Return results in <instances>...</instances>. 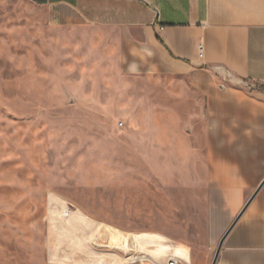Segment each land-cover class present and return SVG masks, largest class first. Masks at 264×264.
I'll return each instance as SVG.
<instances>
[{"label": "rangeland", "instance_id": "374dc122", "mask_svg": "<svg viewBox=\"0 0 264 264\" xmlns=\"http://www.w3.org/2000/svg\"><path fill=\"white\" fill-rule=\"evenodd\" d=\"M69 12L0 0V264L211 260L221 235L208 232L203 178L190 177L188 130L156 110L172 102L158 94L171 78L142 65L138 27L130 50L119 29ZM109 225L129 252L102 237ZM139 253L150 261L128 259Z\"/></svg>", "mask_w": 264, "mask_h": 264}, {"label": "crops", "instance_id": "0c3cea01", "mask_svg": "<svg viewBox=\"0 0 264 264\" xmlns=\"http://www.w3.org/2000/svg\"><path fill=\"white\" fill-rule=\"evenodd\" d=\"M39 3L68 8L66 17L84 26L119 29L130 50L133 27L141 30L142 65L173 82L158 93L172 102H157V114L171 113L178 130H188L190 177L196 185L203 178L208 232L222 236L264 179V0ZM181 113L189 115L183 128ZM215 264H264V182L224 237Z\"/></svg>", "mask_w": 264, "mask_h": 264}, {"label": "bare ground", "instance_id": "6f19581e", "mask_svg": "<svg viewBox=\"0 0 264 264\" xmlns=\"http://www.w3.org/2000/svg\"><path fill=\"white\" fill-rule=\"evenodd\" d=\"M110 226V225H109ZM103 235L102 237L104 236H108L109 235V238L108 241H109V244L112 246V247H117V248H123V249H126L127 252H129V248H128V243L125 241V239L122 237V233H121V230L119 228H116V227H113V226H110L108 227L107 229H103ZM60 234L61 236L64 238V244L65 245H69V244H72V245H75V246H82V247H85V238L82 237V236H79V235H76L74 232H72L70 229H63L61 228V231H60ZM95 240L97 239V237H94ZM175 255V254H173ZM177 256V255H175ZM148 256L147 255H143L141 253L139 254H136V255H129L128 256V259L131 261H136V260H142V259H146ZM179 257V256H177ZM114 258V256H113ZM180 258V257H179ZM181 259V258H180ZM114 260V259H113ZM150 261V260H149ZM117 262V261H116Z\"/></svg>", "mask_w": 264, "mask_h": 264}, {"label": "water", "instance_id": "95a60500", "mask_svg": "<svg viewBox=\"0 0 264 264\" xmlns=\"http://www.w3.org/2000/svg\"><path fill=\"white\" fill-rule=\"evenodd\" d=\"M264 182V179L261 181V183L258 185V187L254 190V192L250 195V197L246 200L245 204L243 205V207L241 208V210L239 211V213L236 215L235 219L232 221V223L229 225V227L226 229V231L222 234V236L220 237L218 243H217V247L214 253V256L212 258L211 264H215L218 252L220 250V247L222 245L223 239L226 236V234L228 233V231L230 230V228L232 227V225L234 224V222L236 221V219L240 216V214L242 213V211L246 208V206L248 205V203L252 200L256 190L259 188V186Z\"/></svg>", "mask_w": 264, "mask_h": 264}, {"label": "built area", "instance_id": "2783aa9c", "mask_svg": "<svg viewBox=\"0 0 264 264\" xmlns=\"http://www.w3.org/2000/svg\"><path fill=\"white\" fill-rule=\"evenodd\" d=\"M243 85L248 88V89H253L256 87V85L252 82L249 81H242ZM149 256L145 259L139 260V261H143V260H149ZM163 264H189L186 261H183L182 259H180L179 257L173 255V254H169L166 256L164 263Z\"/></svg>", "mask_w": 264, "mask_h": 264}, {"label": "trees", "instance_id": "16d2710c", "mask_svg": "<svg viewBox=\"0 0 264 264\" xmlns=\"http://www.w3.org/2000/svg\"><path fill=\"white\" fill-rule=\"evenodd\" d=\"M35 1H37V2H43L44 0H35Z\"/></svg>", "mask_w": 264, "mask_h": 264}]
</instances>
